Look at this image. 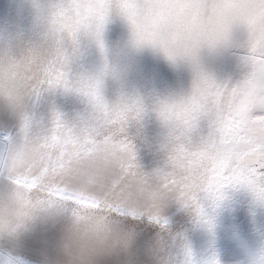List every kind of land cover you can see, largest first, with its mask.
Returning a JSON list of instances; mask_svg holds the SVG:
<instances>
[{"label":"snow or ice","instance_id":"6c2138e0","mask_svg":"<svg viewBox=\"0 0 264 264\" xmlns=\"http://www.w3.org/2000/svg\"><path fill=\"white\" fill-rule=\"evenodd\" d=\"M34 8L40 39L0 41V105L16 121L14 132H0V180L41 201L87 205L98 195L108 202L131 195L158 175L168 204L187 211L210 237L230 194L246 193L264 208V0H42ZM112 20L127 25L133 45L190 63L196 71L188 90L150 101L137 93L105 100L100 76L76 66L87 42L104 51ZM218 44L233 56L234 71H200L198 52ZM57 95L75 97L83 108L65 113ZM149 114L165 132L162 163L146 170L135 141ZM98 160L104 172L93 168ZM164 208L139 219L160 226L180 264H220L214 252L198 258L187 237L171 231ZM152 242L146 233L137 243L138 261Z\"/></svg>","mask_w":264,"mask_h":264},{"label":"rangeland","instance_id":"374dc122","mask_svg":"<svg viewBox=\"0 0 264 264\" xmlns=\"http://www.w3.org/2000/svg\"><path fill=\"white\" fill-rule=\"evenodd\" d=\"M38 2L42 0H0V35L18 38V41L40 39L35 31L34 5ZM103 40L109 52V63L115 69L102 80V94L108 102L117 100L123 93H137L148 101L163 99L184 93L190 87L192 73L187 65L173 64L161 53L149 48H132L130 32L123 21H109L105 25ZM99 63L97 49L95 45H90L76 68L91 74ZM204 63L217 75H227L235 68L234 58L228 52L206 53ZM54 103L68 114L83 108L72 96L57 95L54 97ZM47 107V102L43 103L40 112H46ZM1 114H7L2 105L0 116ZM12 121L7 125L6 120L1 119L0 132L8 128L14 132L16 121ZM164 132L154 114L145 117L135 142L138 158L146 170L162 163L160 144ZM163 215L167 221L172 220L177 225H183L178 231L180 229L182 233L185 232L198 258L206 259L214 252L220 264H261L264 260L259 254L260 242L264 240V208L254 205L246 193L230 194L229 199L216 210V226L212 237L194 222L187 211L175 203L165 206ZM140 221L143 223L148 220ZM147 225L142 224L146 227ZM55 231L51 223L37 224L31 232L21 238L19 255L32 264H44L50 254Z\"/></svg>","mask_w":264,"mask_h":264},{"label":"clouds","instance_id":"9594fccd","mask_svg":"<svg viewBox=\"0 0 264 264\" xmlns=\"http://www.w3.org/2000/svg\"><path fill=\"white\" fill-rule=\"evenodd\" d=\"M90 45H95L100 60L90 75L100 76L103 80L115 71L109 63L108 49L104 43V51L101 52L94 42L89 41L83 56ZM130 45L134 49H152L133 45L131 33ZM222 49L223 44L201 48L197 58L199 70L213 74L206 67L204 56L206 53L225 52ZM178 63L187 65L193 78L196 69L188 62ZM93 168L104 172V161H96ZM73 186L82 187L77 182H73ZM97 190L96 187H87L90 192ZM168 203L169 193L163 189L158 175L138 184L131 195L112 198L110 202L98 195L93 203L87 205L62 199L41 201L35 194L0 180V264H32L18 253L20 240L37 224L46 223H51L56 231L44 264H180L179 254L168 245L165 237L153 240L146 251L145 261H138L134 251L141 214L155 206L165 207ZM259 254L264 257V240L260 242Z\"/></svg>","mask_w":264,"mask_h":264},{"label":"crops","instance_id":"0c3cea01","mask_svg":"<svg viewBox=\"0 0 264 264\" xmlns=\"http://www.w3.org/2000/svg\"><path fill=\"white\" fill-rule=\"evenodd\" d=\"M0 41H5V42H19L18 41V38H14L13 39L12 37H10L8 35H2V36L0 35ZM7 114L6 115L1 114L0 120L1 119H4V121L6 120V123L8 125V124H11V122H13L12 120H15V119L10 114H8L9 116ZM2 131L5 132V133H12L13 132V131L9 130V128H8V130L7 129L6 130L2 129ZM171 221H168L169 228L171 229V231L173 233H182V230L179 229V231H178V228L179 227H182L183 225L182 226L181 225H177L173 221H172L173 223ZM141 223H142L141 221H138L137 222V229L139 231V237L137 239V243L142 238L145 237V233H147L148 239H151V240H154V239H157V238L160 237L161 229H160V226L159 225H157V224H155L153 222L143 221L142 224H144V225L148 224L147 227H146V226H142ZM182 234L185 235V232H183ZM137 243H136V245H137Z\"/></svg>","mask_w":264,"mask_h":264}]
</instances>
